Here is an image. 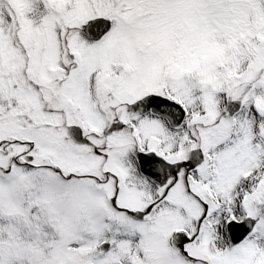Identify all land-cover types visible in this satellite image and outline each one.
<instances>
[{"label": "snow or ice", "instance_id": "obj_1", "mask_svg": "<svg viewBox=\"0 0 264 264\" xmlns=\"http://www.w3.org/2000/svg\"><path fill=\"white\" fill-rule=\"evenodd\" d=\"M0 264H264V0H0Z\"/></svg>", "mask_w": 264, "mask_h": 264}]
</instances>
